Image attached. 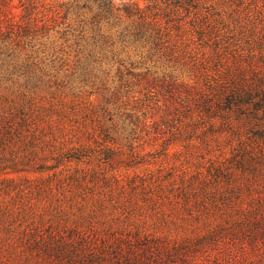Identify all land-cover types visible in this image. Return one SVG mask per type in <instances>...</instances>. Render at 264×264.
Segmentation results:
<instances>
[{"label":"rangeland","instance_id":"1","mask_svg":"<svg viewBox=\"0 0 264 264\" xmlns=\"http://www.w3.org/2000/svg\"><path fill=\"white\" fill-rule=\"evenodd\" d=\"M57 1L69 11L38 42L56 60L0 64V112L24 107L34 141L0 149V264H54L22 239L56 216L115 246L151 240L153 261L166 259L161 246L188 245L167 264H264V232L252 244L202 239L228 213L264 212L259 121L223 123L199 102L220 70L264 79V0L165 1L145 13L154 21L123 10L143 0ZM76 149L82 158H67Z\"/></svg>","mask_w":264,"mask_h":264},{"label":"trees","instance_id":"2","mask_svg":"<svg viewBox=\"0 0 264 264\" xmlns=\"http://www.w3.org/2000/svg\"><path fill=\"white\" fill-rule=\"evenodd\" d=\"M143 1L147 3L145 9H141L138 3L133 2L125 4L123 10L129 17L151 18L154 21L158 16L157 14L152 12L151 15H147L145 13L158 9L162 2L170 1L171 5L178 6V3L181 4L182 0H177V3L175 0ZM102 7L108 11L112 9L111 3L106 1H104ZM14 8L12 0H0V64L10 63L15 67H38L45 63V56L47 55L50 56V61H55L53 51L41 55L45 51L38 47V42L41 39L40 33L43 30L50 29V23L54 24L59 17H63L61 14H67L69 4L60 3L57 0H19V8L22 13L17 15ZM16 18L18 19L16 20ZM54 51L57 53L56 50ZM21 57H23V60L18 61ZM219 74L221 79L219 78L213 85H209V91L201 93L203 95L199 101L202 103L200 107L204 109L207 116L219 118L223 123H229L230 113H234L239 118L247 116L249 117L248 120L253 119L252 122L257 120L259 123L255 126H258L257 129H262V131L256 130L255 134L264 137V79L259 77L256 81L250 82L243 78L242 74L239 75L232 71L225 72V70L223 72L220 70ZM26 116L24 107L18 106L0 112V149L4 150L7 144L13 142L19 143L20 147L34 144V141H28L29 137L26 132L30 130L28 129L29 121ZM229 126L230 124H228ZM33 136L31 134L30 139ZM73 154L67 158L81 159L83 150L76 149ZM45 168L47 167L42 165L35 167V170L44 171ZM58 168L59 165H55L51 169L56 171ZM208 174L216 178L218 174L223 175L220 169L215 174L211 172H208ZM207 179L206 177L204 182H208ZM41 188L37 186L36 190L40 191ZM31 193H33V190H31ZM227 215L224 218V224L211 230L202 239L211 241L212 238L218 244L225 236L230 235L232 239H238L237 234L240 233L243 239L250 241V244H252L256 241L258 234L264 232V212H261L259 208L239 211L237 213L238 218L232 216V213ZM56 217L58 219L48 222V225L43 224L42 221L39 224L33 222L35 229L32 231L27 230V233L24 232L25 239H22V242L31 243L30 246L38 253L43 252L51 258L54 264H110V261H106L103 256H110L113 259V264H124V260H127L128 264H167L166 260L175 263L176 258L190 251L188 245V247L184 245L181 248L175 247L174 250L161 246V249L157 248L155 250L163 251L161 254L163 259L164 257L166 259L162 262L153 261L155 252L153 250L154 246L150 244L151 240L147 241L136 237L135 244L126 241L115 246V243H107L104 236L100 237L95 233L94 236L88 234L86 232L87 228L80 227L77 220L74 221L73 225H70V221L65 216L63 218ZM40 233H44L45 236L44 234L40 235ZM123 244L129 247V262L128 259L122 260L120 257L124 252V248L119 247H122Z\"/></svg>","mask_w":264,"mask_h":264}]
</instances>
